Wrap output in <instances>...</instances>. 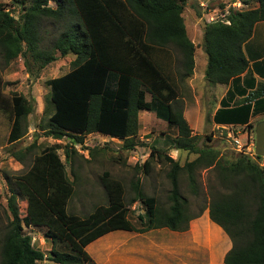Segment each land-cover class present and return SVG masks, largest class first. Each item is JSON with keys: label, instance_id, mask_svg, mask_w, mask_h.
Here are the masks:
<instances>
[{"label": "trees", "instance_id": "1", "mask_svg": "<svg viewBox=\"0 0 264 264\" xmlns=\"http://www.w3.org/2000/svg\"><path fill=\"white\" fill-rule=\"evenodd\" d=\"M11 1L20 5L16 19L0 3V58L4 64L20 57L25 72L31 75L58 57L73 56L68 71L45 81V115L39 124L44 136L67 137L71 144L81 145L85 135L98 133L121 140V147L131 151L141 144L137 112L147 110L175 129L170 145L193 158L179 164L165 149L150 146L140 166H134L148 175L151 161L168 165L166 208L155 196L143 192L138 179L131 183L133 195L124 200L122 183L104 170L99 182L105 203L79 217L65 210L76 176L71 171L69 178L56 152L58 144L44 146L36 154L32 152L34 140L23 148L10 149L11 157L25 169L11 177L4 174L8 188L5 206L0 203V264H37L44 259L54 264H94L84 246L104 233L156 227L184 230L204 207L209 219L229 238L223 264H264V158L261 164L256 162L261 157L254 156V160L241 153L221 158L210 145H198L199 136L191 132L182 115L180 85L192 74L194 50L181 15L185 0ZM250 1L256 6L229 10L227 24L216 20L203 25V78L210 85L236 80L246 68L241 45L253 24L264 19V0H242ZM43 34L49 35L47 41ZM4 85L0 80V108L10 113L6 142L13 144L23 134L22 120L31 106L21 94L5 95ZM229 94L213 114L215 123L238 121L222 114L230 111H237L234 115L246 123L251 101L255 104L252 110L264 109V81L233 100L230 107ZM73 153V148L64 151L68 162ZM198 169L214 173L206 181L208 199L199 193ZM180 174L198 207L192 214L189 199L179 191ZM16 196L25 202L23 215L18 212ZM132 202L142 208L135 215L139 227L128 219ZM23 226L40 228L50 244L47 255L33 246Z\"/></svg>", "mask_w": 264, "mask_h": 264}, {"label": "rangeland", "instance_id": "2", "mask_svg": "<svg viewBox=\"0 0 264 264\" xmlns=\"http://www.w3.org/2000/svg\"><path fill=\"white\" fill-rule=\"evenodd\" d=\"M237 2H240L241 4L235 8L238 5ZM200 3H202L203 6H201ZM182 6L183 8L181 15L183 22L188 30L189 38L196 46V57L199 58L198 55L203 53L201 46V30L204 25V20L201 17L204 15V11L208 10L211 12L210 14L214 16L215 13H219L225 8L230 10L251 8L254 6V2L250 1L243 3L242 0H185ZM197 12L199 15L196 14ZM43 35L45 41H47L49 39V35ZM72 58L73 56L70 54H67L63 57H58L56 60L46 64L43 68L37 70L31 75L25 72V68L21 63L22 59L20 57H16L8 64H4L0 58V80L6 83V85L2 87L3 93L7 96L10 94H21L31 106V111L26 114L22 120L23 134L13 144L6 142V136L10 125V113L9 111L1 110L2 107L0 108L1 205L5 206L8 188L4 174L11 177L21 173L25 169L21 163L11 157L9 151L10 149L23 148L29 145L33 140L34 147L32 148V152L34 154L38 153L39 150L44 146H48L53 143L58 144L56 152L60 160L64 163L69 178H72L71 171H73L74 175L76 176V178L73 179V192L67 199L65 205L66 212H71L78 215L79 217H83L97 204L105 203L104 191L99 182V176L104 170L108 171L111 177L118 179L122 183L124 200H127L133 195L131 183L135 179L141 181L140 184L142 190L146 195L155 196L158 202L159 200H165V196L169 189V183L165 177V172L168 169V165L164 162H159L157 159L153 160L151 161V170L148 175L142 174V171L139 168L138 170L134 169V166H140L143 160L147 157L150 146H154L156 148L162 147L163 134L161 132L167 133L170 138L171 135L175 134V130L170 128L166 129V127L163 126L165 123L163 120L155 118L158 121L157 124L149 123V125L146 127L139 128L138 141H140L141 144H137L131 151L124 150L121 147V140L110 138L98 133H90L85 135L83 138V143L79 145L71 144L67 137H62L59 140H55L48 136H44L42 130L39 129V124L44 120L45 114L43 113V107L46 102V94L48 92V87L46 86L45 81L68 71L71 66L70 62ZM197 58L196 62L198 61ZM203 65L200 66V75L196 76L197 84L196 86L194 85L193 91L188 88L189 96L191 97V93H193L195 97L198 98L199 106L201 108V116L203 119L202 125L203 128L205 127L203 132L199 131L202 133L198 135V145L203 143L210 145L218 152L221 158L230 159L237 155V152L232 150L230 147L231 140L225 139L224 137L221 138L218 135L220 130L216 128L211 129L210 126L207 125L208 113L211 109L210 105L208 104L209 92L214 86L208 84L204 80ZM196 72L198 73V69ZM202 84L204 85L202 86ZM146 99H148L147 95ZM236 112L237 111H230L228 113H222L224 115L230 116L228 117V120L238 121L224 123L221 126L229 129L234 128L233 136L237 138L241 144H244L246 142V130H242L241 127L247 123L241 124L244 122V120H240V116L236 117L239 114ZM262 119H264V117H260L258 120L252 119L250 126L246 128L250 136V141H253L252 150L254 148V125L257 121ZM206 136L209 137V140L206 139ZM70 148H73L75 153L70 154L68 162L64 157V151H69ZM178 154L179 155L177 157L174 155L173 157H175L179 162L193 158L192 154L183 152V150H178ZM251 157L254 159V155ZM263 158L264 156H262L261 159H256V162L261 164ZM213 175L214 173L209 170L198 169L196 171V180L198 183L199 193H203V196L206 197V199H208L205 195L206 181L207 179L213 178ZM178 183L179 191L182 193V195L185 197H190L188 188L186 186V181L182 174L179 175ZM16 202L19 214L23 215L25 205L24 200L22 197L16 196ZM138 205L139 204H136L137 207L135 210H132L128 216H131V218L135 217L134 212L138 208ZM197 208L198 207L194 204L191 207V211L195 212ZM22 229L25 233L30 235L33 246L41 248L42 252L47 255L50 244L43 238L40 228H26L23 226ZM37 238L42 239V241L39 242ZM58 247L59 249H66L63 247V245H59ZM37 264L42 263L39 262ZM43 264L54 263L44 259Z\"/></svg>", "mask_w": 264, "mask_h": 264}, {"label": "crops", "instance_id": "3", "mask_svg": "<svg viewBox=\"0 0 264 264\" xmlns=\"http://www.w3.org/2000/svg\"><path fill=\"white\" fill-rule=\"evenodd\" d=\"M0 3L3 4L4 8H13V14L17 18L20 5L13 3L11 0H0ZM48 3L51 4L50 2ZM255 6L256 3L254 2L253 7ZM185 31L189 38L186 27ZM190 41L192 42L191 39ZM193 45L192 74L181 83L179 95L180 100H182V115L191 128V132L199 135L205 128H203L202 125L201 108L198 98H196L193 93H191V100L188 88L193 91L194 85L196 86V76L200 75V66L203 65V63L204 70L206 56L202 53L199 54V58H197L196 46L194 43ZM241 50L247 65L245 70L239 74L238 79L229 80L226 84L213 85L214 87L210 89L208 104L211 109L208 113L207 125L210 126L211 129L223 127L221 126L223 124L215 123L212 117L220 106V100L226 98L227 93H230L228 95L231 99L229 101L230 107L233 100L244 97L248 91L254 88L257 82L264 81V19L256 21L253 24L251 34L247 40L242 43ZM196 58L198 59L197 62ZM197 69L198 73L196 72ZM203 85L204 84H202V86ZM253 105H255L254 101L249 102L250 111L246 122L247 125L251 124L252 119L258 120L260 117H264V109L260 111L252 110L254 109L253 107H255ZM150 112L147 110H139L137 112L138 130L139 128L146 127L149 123L157 124L158 121L155 119L154 113ZM163 126L166 127V129L170 128L175 130L167 126L166 123H164ZM161 133L163 134V141L160 149H165L169 156L176 159L175 157L179 155L178 149L170 145L171 139L175 134L171 135L170 138L167 133ZM173 155L175 157H173ZM182 163L183 162H179V164ZM190 197H187L189 199L188 212L192 214L193 211H191V207L194 205V202L191 195ZM159 203L164 208L168 205L166 199L162 201L159 200ZM136 204L139 203L132 202L129 205L128 215L132 210H135L137 207ZM141 213L142 208L139 204L134 214ZM128 219L133 226L139 227V223L136 221L135 217L131 218V216H128ZM37 239L39 242L42 241L40 238ZM229 248V238L217 224L209 219L208 209L204 207L199 216L188 220L187 228L184 230H172L167 227H156L141 232L136 230L116 229L91 240L84 246V251L94 264H223V255ZM38 249L42 251L41 248ZM43 261L41 262L42 264Z\"/></svg>", "mask_w": 264, "mask_h": 264}, {"label": "built area", "instance_id": "4", "mask_svg": "<svg viewBox=\"0 0 264 264\" xmlns=\"http://www.w3.org/2000/svg\"><path fill=\"white\" fill-rule=\"evenodd\" d=\"M237 4L238 5L235 8L240 6L241 3L237 2ZM200 5L203 6L202 3H200ZM232 6H234V5H232ZM229 10L230 9L225 8L224 10L220 11L219 13H215L214 16L211 15L210 14L211 12H209L207 10V11H204V15H203L204 17L202 16L201 18L204 20V23L219 20V21L227 24L228 20L226 19V15L228 14ZM4 11L8 12L9 15H11L14 19H16L15 15L13 14V12H14L13 8L5 7ZM247 127H249V126H247V124L241 127L242 130H246V142L244 144H241L239 142V140L233 136L234 128L229 129L226 127H220V128H218V130H220L218 132V135L221 138L224 137L225 139L231 140L230 141V147L232 150H234L237 153H241V154H244V155L251 157L254 155L253 150H252L253 141H250V136H249L248 130L246 129Z\"/></svg>", "mask_w": 264, "mask_h": 264}, {"label": "water", "instance_id": "5", "mask_svg": "<svg viewBox=\"0 0 264 264\" xmlns=\"http://www.w3.org/2000/svg\"><path fill=\"white\" fill-rule=\"evenodd\" d=\"M254 156H264V119L254 125Z\"/></svg>", "mask_w": 264, "mask_h": 264}]
</instances>
